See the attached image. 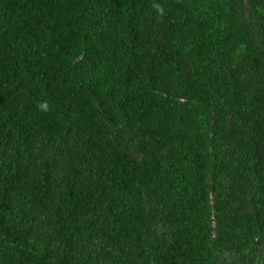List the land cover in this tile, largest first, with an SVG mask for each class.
<instances>
[{"label":"trees","instance_id":"trees-1","mask_svg":"<svg viewBox=\"0 0 264 264\" xmlns=\"http://www.w3.org/2000/svg\"><path fill=\"white\" fill-rule=\"evenodd\" d=\"M0 264H264V0H0Z\"/></svg>","mask_w":264,"mask_h":264}]
</instances>
